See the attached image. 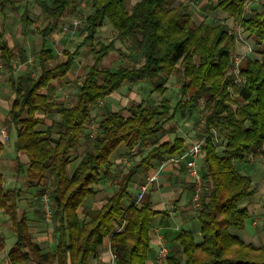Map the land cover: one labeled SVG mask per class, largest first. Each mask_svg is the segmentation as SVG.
I'll use <instances>...</instances> for the list:
<instances>
[{
    "label": "trees",
    "instance_id": "trees-1",
    "mask_svg": "<svg viewBox=\"0 0 264 264\" xmlns=\"http://www.w3.org/2000/svg\"><path fill=\"white\" fill-rule=\"evenodd\" d=\"M35 1L47 17L46 24L39 29V74L27 81L15 75L16 53L20 63H27V51L24 47L17 51L11 48L3 30L0 63L11 73L14 98L7 115L16 133V149L29 159L27 163L19 162L18 168L29 188H42L49 183L57 244L54 252L43 250L29 230L27 215L19 211L22 189H6L0 172V209L11 214L16 235L7 254L9 263L91 264L90 259L109 238L116 264H147L152 221L168 211L156 209L150 193L140 203H134L129 190L138 172L184 151L185 137L176 135L172 140L157 142L130 166L99 208L88 210L84 218L79 210L88 197L98 194L96 184L102 175L112 173V155L121 145L129 151L148 145L167 121L175 120L179 113L193 111L203 100L207 137L202 146L205 171L197 215L200 238L192 230L179 229L174 237L179 249L169 252L159 264H264V245L247 242L232 231L245 229L251 213L242 201L259 192L253 178L241 173L237 163L246 160L249 153L264 149V52L260 58L243 56L238 75L242 82H237L231 71L237 40L226 23L197 22L188 12V4H173V0H137L133 4L131 0H88L91 12L83 20L82 42L72 51L63 49L65 59L54 62L49 39L74 0ZM19 2L0 0L2 16L5 18L7 9L15 8ZM208 3L226 13L235 26L264 42V0L261 9L251 10H247L246 0ZM21 20L26 26L34 24L28 7ZM106 22L116 31V37L107 43L97 41ZM117 40H128L142 55L143 62L115 70L104 67V59L120 51ZM84 47L93 62L78 87L76 102L67 106L50 99L43 90L70 74ZM177 71H182L183 81L180 98L172 106L164 95L169 77ZM134 80L146 81L151 94L163 97L156 103H134L129 107V115L106 109L98 120L99 133L93 145L69 173L72 154L77 152L92 121L96 104ZM52 113H58L60 120L44 130L38 129L45 124V116ZM213 130L220 133V143H215ZM4 148L0 140V153ZM127 199L131 202L125 207ZM4 248V238L0 236V251Z\"/></svg>",
    "mask_w": 264,
    "mask_h": 264
},
{
    "label": "rangeland",
    "instance_id": "rangeland-1",
    "mask_svg": "<svg viewBox=\"0 0 264 264\" xmlns=\"http://www.w3.org/2000/svg\"><path fill=\"white\" fill-rule=\"evenodd\" d=\"M136 1L137 0H131V3L133 4ZM262 1L263 0H246L247 10L261 9ZM179 2H184L189 6H192L193 11L191 12V15L196 19L197 22L202 19L200 15H203V12L212 14L214 19H216V17L218 16V13H216L217 11L212 8L207 0H173V4H178ZM26 7H28L30 19L34 21V24L31 26H26L21 20L22 13ZM90 12L91 7L88 3V0L73 1L71 8L59 21V27L57 31H55L49 39V47H51L55 54L54 62L62 61L65 59L62 53L63 49L72 51L78 46V44L82 42L84 37L83 20ZM219 20H222L221 22H224L228 25L229 29L235 34L238 43L243 42L244 44H247V48L253 49V51L248 52L259 54V51L255 52L258 44L254 42V37H252L242 28L235 26L232 22V19L228 16L224 15ZM46 22L47 17L41 12L40 7L35 0H20L15 8L7 9V16L5 18L0 13V31L3 30L5 32V36L9 43V46L15 51H17V49L20 47H24L27 51V63H20L17 53L14 61V73L15 75L22 76L24 81L36 77L40 72L36 53L41 49L42 44L39 29L43 28ZM115 37V29L109 22H106L98 32L97 41L107 43ZM116 45L120 48V51L112 52L108 57H106L103 61L104 67L115 70L119 66L140 65L143 62L142 55L132 47L131 43L128 40H117ZM243 53L244 51L236 52V54L238 55ZM92 62L93 59L91 53L84 47L82 49V55L77 58L75 66L70 74L67 75L63 80L53 82L51 88L48 90H43V93L48 94L50 99L61 101L67 106L73 105L76 102L78 87L83 82L85 74ZM10 78L11 73L8 67L3 63H0V96L2 97V99H4L5 102H7L8 106L11 105V102L14 98V94L11 91ZM182 81V71H177L168 79V91L164 96L168 97L171 100L172 106H174L180 98V85ZM162 97L163 96L158 94H151L146 81L134 80L127 81L123 85L122 89L116 92L114 96L99 101L93 111L92 121L87 126V130L80 140V145L77 152L72 154V162L68 166L69 173L72 172L74 166L79 162L85 150L93 145L94 139L99 133L98 120L106 109L113 111L119 110L124 115H129V107L134 103H138L141 101L156 103ZM0 113V129L4 126L9 127V136L11 139L8 143V146L6 147V150L8 152L12 147L14 148V143L16 140L15 130L11 123L8 122V115L2 111H0ZM205 115L206 110L204 101L201 100L197 108L193 111L179 113L177 114L175 120L167 121L162 127H160L157 134L150 140L148 145H141L135 148L133 151H129L126 148L123 153L118 155V158H116L117 160L113 159L114 167L112 169V173L108 176L106 174H103L99 182L96 184L98 194L93 196L92 198H88L89 200H87V202H84L83 205H85V208H80L79 212L81 217L84 218L87 211L91 208H97L99 205H101L104 202L105 198L112 192H114V190L118 187V183L121 177L128 171L130 166L140 161L157 142L172 140L176 135L185 137L187 141L201 138V135L204 132L205 128ZM45 119V124L40 125L38 129H46L53 123V121L60 120V115L57 113L48 114L45 116ZM121 147H125V145H121ZM261 151L263 155H260V152H256L254 154L249 153L246 160H244L243 162L238 161L237 163V168L240 170V172L243 174H249L253 178L254 184L257 189L259 188L260 191H262L261 193H258L253 197L247 198L242 201V204L246 205L251 213L250 218L246 222L248 225V229H250L251 231H255L257 234L264 233V208L262 206L264 200V174H262L264 170V150ZM202 159L203 156L199 158V166L204 163V160L202 161ZM15 171L16 173H18L17 169H15ZM19 180V182L22 183L23 187L29 189V192L26 194L23 200H25V198L30 201L32 200L31 203L33 207L40 214L38 216L39 219L37 220L38 222L42 223L41 228L47 229L45 230V232H47L48 229H54L55 223L53 222L52 217L49 218L47 216L45 210L46 202L44 201L45 194H48L50 189L49 183L45 184L42 188H29L26 181L22 180V178ZM177 183V190H175V192L171 194L173 197L172 199L174 200L177 195H180V189L183 187L184 190L187 189L189 191V196L188 198H185V203L189 204L188 210L190 211L191 219H193L196 225V218L200 209V205L195 206L193 204L194 202L191 200L193 194L195 193V187L191 182V184L189 183V185L180 181L183 186L179 184V182ZM205 183L208 184V181L205 182L204 180V184ZM169 199L170 198L167 197L164 200H167L166 206H176V204L172 205V203H169ZM28 204L29 202L25 200L23 206H28ZM123 204L124 206L126 205L125 202ZM49 205L51 207L50 202ZM232 231L237 235L241 234V231L239 230L232 229ZM50 235L51 242L53 243L54 241H56V234L54 230L50 233ZM196 238H198L197 235ZM166 246L169 249L171 243L167 244ZM169 252H177V250L170 249ZM110 259L108 261H110ZM108 261L105 264H109L110 262Z\"/></svg>",
    "mask_w": 264,
    "mask_h": 264
},
{
    "label": "crops",
    "instance_id": "crops-1",
    "mask_svg": "<svg viewBox=\"0 0 264 264\" xmlns=\"http://www.w3.org/2000/svg\"><path fill=\"white\" fill-rule=\"evenodd\" d=\"M214 9L217 11L216 13H218V16L216 17L217 20L214 19L212 14L203 12L204 13L203 15L199 14L202 17L200 21L206 20L207 22L211 24H217L222 21V20H219L220 18H222L224 15L227 16V14L224 13L223 11L216 9V8ZM192 11L193 9H192V6L190 5L188 12L191 13ZM194 20L196 19L194 18ZM254 42L258 44L255 52L259 51L258 52L259 54L248 52L247 44H244L243 42L241 43L237 42L235 53L244 51L243 54L245 55L250 54L253 57L260 58L261 52H264V42H258L256 39L254 40ZM122 87L120 89H122ZM119 90H117L116 92H118ZM116 92L112 93L110 96L106 97L105 99L111 96H114ZM153 94H158V93H153ZM5 108H6V111H5ZM9 108L10 106H8L7 102H5L4 99H2V97L0 96V111L4 112L5 114H8ZM0 116H1V113H0ZM15 137H16V133H15ZM10 139L11 138L9 136V140L7 142H4V145H5L4 150L0 153V172L4 175V186L8 190L13 189V188L22 189V200L20 201V204H19L20 213H25L27 215L29 230L31 231V233L33 234L37 242L41 244L43 250L46 252L47 251L54 252L57 242L54 241L52 243L51 238H50L51 236L50 233L54 229H48V231L45 232V230L47 229L41 228L42 223L38 222L37 220L39 219L38 216L40 214L33 207L31 203L32 200L30 201V200H27V198H25V200L28 201L29 204L28 206L27 205L23 206V203L25 202L23 198L29 192V189H27L26 187H23L22 183L19 182L20 181L19 179L21 178L24 181L26 180L24 178V174L19 170L18 166H19V162L27 163L29 159L26 154L17 152L16 140L14 143V148L12 147L10 151L7 152L6 147L8 146ZM190 141L191 140L187 141V146ZM125 149L126 147L120 146L119 149L112 155V160L118 158V155L123 153ZM261 150H264V149H261ZM160 164L161 163H155L151 169L138 172L135 176V179L129 191L131 193H134L137 189L136 182L141 180L142 178H145L146 175L152 173L154 170L158 168ZM198 165H199V159H198ZM199 167L202 172L205 171L204 163L201 164ZM15 169H17L18 173H16ZM262 174H264V170ZM180 181L186 184L190 183L184 162H181L179 165H174L169 162H166L164 166L162 167L158 182L153 184L152 187L147 192L151 194L152 201L156 209H160V210L165 209L168 211L167 214H160L156 216L152 221V232H151L152 234H151L150 249L148 252L147 264H157V259L159 257V252H160V248L162 244L167 245L171 243L169 251L170 249L171 250L179 249L178 244L174 241V237L177 231L181 228L192 230L194 234L198 236L197 239L200 238L199 222L196 218V225H195L193 219H191L190 211L188 210L189 204L185 203L186 202L185 198L186 197L188 198L189 191L187 189L184 190V187H183L180 189L181 192L179 191L180 195H177V197L174 200L172 199L173 197L171 194L174 193L175 190H177V184H178L177 182L181 184ZM181 185L183 186V184ZM181 185H178V186H181ZM258 190H259L258 193L262 192L260 191L259 188ZM92 197L93 196H91V198ZM165 197L170 198L169 203H172V205L176 204V206L174 207L166 206L167 200L164 201L166 199ZM88 198L87 200H89ZM87 200L85 202H87ZM130 202H131V199H127L125 202L126 203L125 206H128ZM101 205H99L97 208H99ZM83 208H85V205H82V209ZM91 209H94V208H91ZM11 225H12L11 214L6 213L4 210L0 209V236L4 238V244H5V248L0 251V264H10L7 258V254H8V251L12 248V246L16 242V235L12 231ZM262 234L264 233L257 234L255 231H251L250 229H248V225L246 223L245 229L241 230V234H239V236L242 237L247 242H253L257 246H262L264 245V235ZM110 258H111L110 240L109 238H107L105 240V243L102 246H100L98 254L95 257H92L90 259V263L91 264H105Z\"/></svg>",
    "mask_w": 264,
    "mask_h": 264
},
{
    "label": "built area",
    "instance_id": "built-area-1",
    "mask_svg": "<svg viewBox=\"0 0 264 264\" xmlns=\"http://www.w3.org/2000/svg\"><path fill=\"white\" fill-rule=\"evenodd\" d=\"M77 24V23H76ZM238 39V38H237ZM248 51H253L252 48H248ZM244 54H236L235 52L232 54V73L236 76L235 81L242 82V78L239 77L240 73V63L243 58ZM231 91V95L234 96V92L231 88H229ZM213 139L215 143L221 142V136L220 133L217 130H213ZM207 137V134L205 132L202 133L201 138L193 139L189 142L188 146L185 148L184 151L171 156L166 161L161 163L156 170H154L152 173L146 175L145 178H142L141 180L136 182L137 189L134 193H131L132 200L134 203L138 204L140 201L144 198L145 194L149 191V189L152 187L153 184L158 182V179L160 177V172L162 170V167L166 162H169L174 165H179L181 162H184V165L186 167V172L189 177L190 182L195 187V193L193 194L191 200L194 202L193 204L195 206H198L201 204V192H202V184H203V174L200 170V167L198 165V159L202 156V146ZM1 140L3 142H7L9 140V127L4 126L1 128ZM260 152V155H263L262 151L258 150ZM253 154V153H252ZM46 202V214L50 218L52 217V209L49 205L50 198L48 194H45ZM123 228V226H120V229ZM169 254V249L165 244H162L159 252V257L157 259V264L163 263L166 256ZM109 264H116V256L111 252V259L109 261Z\"/></svg>",
    "mask_w": 264,
    "mask_h": 264
}]
</instances>
